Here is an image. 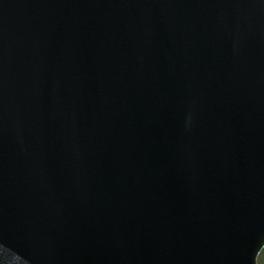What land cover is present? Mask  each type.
<instances>
[{"label":"water","instance_id":"water-1","mask_svg":"<svg viewBox=\"0 0 264 264\" xmlns=\"http://www.w3.org/2000/svg\"><path fill=\"white\" fill-rule=\"evenodd\" d=\"M264 0H0V264H257Z\"/></svg>","mask_w":264,"mask_h":264},{"label":"rangeland","instance_id":"rangeland-1","mask_svg":"<svg viewBox=\"0 0 264 264\" xmlns=\"http://www.w3.org/2000/svg\"><path fill=\"white\" fill-rule=\"evenodd\" d=\"M258 264H264V250L261 252V254L258 257Z\"/></svg>","mask_w":264,"mask_h":264}]
</instances>
